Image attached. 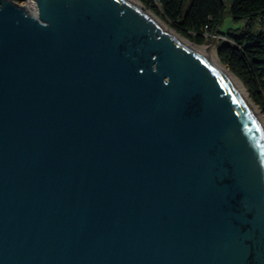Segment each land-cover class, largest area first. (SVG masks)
Wrapping results in <instances>:
<instances>
[{
	"label": "water",
	"instance_id": "1",
	"mask_svg": "<svg viewBox=\"0 0 264 264\" xmlns=\"http://www.w3.org/2000/svg\"><path fill=\"white\" fill-rule=\"evenodd\" d=\"M137 1L0 0V264H264L254 103Z\"/></svg>",
	"mask_w": 264,
	"mask_h": 264
},
{
	"label": "trees",
	"instance_id": "2",
	"mask_svg": "<svg viewBox=\"0 0 264 264\" xmlns=\"http://www.w3.org/2000/svg\"><path fill=\"white\" fill-rule=\"evenodd\" d=\"M197 45L216 42L219 60L264 113V0H140ZM234 27L222 30L225 18ZM224 36V38H218Z\"/></svg>",
	"mask_w": 264,
	"mask_h": 264
},
{
	"label": "bare ground",
	"instance_id": "3",
	"mask_svg": "<svg viewBox=\"0 0 264 264\" xmlns=\"http://www.w3.org/2000/svg\"><path fill=\"white\" fill-rule=\"evenodd\" d=\"M134 2H137L139 4H141L139 1L137 0H132ZM151 15H153V17H155V19L161 24V26L172 32L174 34L175 37H177V39H179V41H181L183 44L193 48L194 50H196L197 52H199L200 54H202L204 57H206L208 60H210L213 64H215L216 66H218L220 69H222L231 79L232 81L237 85V87L240 89V91L243 93V95L245 96V98L247 100L250 101L249 99V95L247 93V91L245 90L242 82L240 81V79L228 68L226 67L217 57L215 51L213 49H211L210 47L204 46V45H197L193 42H191L190 40L186 39L185 37L181 36L180 34H178L175 30H173L171 27H169L161 18H159L157 15H155L154 13L151 12ZM253 104V103H252ZM253 107L256 111V113L258 114L261 122L264 124V119L261 116L260 111L258 110V108L256 107V105L253 104Z\"/></svg>",
	"mask_w": 264,
	"mask_h": 264
},
{
	"label": "rangeland",
	"instance_id": "4",
	"mask_svg": "<svg viewBox=\"0 0 264 264\" xmlns=\"http://www.w3.org/2000/svg\"><path fill=\"white\" fill-rule=\"evenodd\" d=\"M153 12V11H152ZM154 13V12H153ZM155 14V13H154ZM156 15V14H155ZM160 18V17H159ZM164 21V20H163ZM165 22V21H164ZM166 23V22H165ZM169 27H171L168 23H166ZM235 26V24H233V22L231 21V19H230V17H226L225 18V22L223 23V25L221 26V28H222V30H227V29H229V28H231V27H234ZM172 28V27H171ZM173 29V28H172ZM174 30V29H173ZM218 38H220L219 36H218ZM187 39V38H186ZM204 46H207V47H210L211 49H213L214 51H215V53H216V42L215 41H212L210 44H208V45H204ZM216 55H217V53H216ZM256 107H257V105H256ZM258 108V107H257ZM258 110L260 111V113H261V116H262V118L264 119V113L258 108Z\"/></svg>",
	"mask_w": 264,
	"mask_h": 264
},
{
	"label": "built area",
	"instance_id": "5",
	"mask_svg": "<svg viewBox=\"0 0 264 264\" xmlns=\"http://www.w3.org/2000/svg\"><path fill=\"white\" fill-rule=\"evenodd\" d=\"M16 3L26 7L31 14L37 15L38 13V5L37 0H13ZM157 1V0H155ZM220 38L226 39L224 36H219Z\"/></svg>",
	"mask_w": 264,
	"mask_h": 264
}]
</instances>
